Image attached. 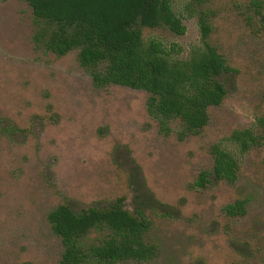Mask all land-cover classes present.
<instances>
[{
    "label": "rangeland",
    "instance_id": "374dc122",
    "mask_svg": "<svg viewBox=\"0 0 264 264\" xmlns=\"http://www.w3.org/2000/svg\"><path fill=\"white\" fill-rule=\"evenodd\" d=\"M172 1L186 33L145 28V37L188 51L199 43L205 14L211 43L237 69L208 125L187 136L178 120L165 128L150 115L147 91L98 87L79 50L60 56L47 49L44 24L28 3L0 0V264H59L63 246L50 211L120 197L130 206L134 166L181 215H154L157 256L121 264H264V139L246 152L231 140L264 114V0ZM216 144L238 157V179L197 188L200 173L213 168ZM239 198L249 200L246 215L228 216L224 206Z\"/></svg>",
    "mask_w": 264,
    "mask_h": 264
},
{
    "label": "trees",
    "instance_id": "16d2710c",
    "mask_svg": "<svg viewBox=\"0 0 264 264\" xmlns=\"http://www.w3.org/2000/svg\"><path fill=\"white\" fill-rule=\"evenodd\" d=\"M23 1L44 24L39 31L47 49L60 56L79 50L80 64L98 87L117 84L147 91L150 115L165 128L178 120L184 136L203 130L210 121L209 109L220 106L234 88L237 69L211 43L207 15L199 16L200 40L188 51L157 35L145 37V28L186 33L172 0ZM263 139L264 114L253 127L231 136L242 152ZM213 155V168L200 173L195 187L204 188L212 180L237 181L240 165L234 152L216 144ZM130 175V206L120 197L81 207L65 202L50 211L48 221L63 246L59 264L147 262L157 256L159 246L150 238L153 216L177 219L180 210L156 197L145 185L139 166ZM248 204V199L239 198L225 205L224 211L242 217Z\"/></svg>",
    "mask_w": 264,
    "mask_h": 264
}]
</instances>
